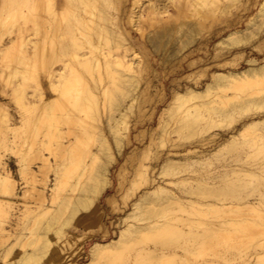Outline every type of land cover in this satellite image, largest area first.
Returning a JSON list of instances; mask_svg holds the SVG:
<instances>
[{
    "label": "bare ground",
    "instance_id": "1",
    "mask_svg": "<svg viewBox=\"0 0 264 264\" xmlns=\"http://www.w3.org/2000/svg\"><path fill=\"white\" fill-rule=\"evenodd\" d=\"M175 1L179 3L177 7L181 4L179 8L175 6L178 23L170 20L167 4L159 8L156 0H132L130 8L128 0H63L61 8L58 0H23V6L20 0H0V82L10 88L7 98L20 117L14 121L6 104L0 101V140L3 145L14 144L20 149L16 161L23 180L21 187L0 157V239L14 236V244H18L24 234L13 235L11 221L19 226L30 215L24 229L36 246L32 252L22 251L18 264H43L64 237L65 228L81 212L97 206L113 186L112 167L131 142V117L146 118L147 103L161 94L158 90L155 97L151 95L150 80L145 78L150 65L133 46L125 23L144 36L143 22L148 21L150 31L145 38L154 51H163V60L169 63L185 59V53L204 40L202 32L208 21L231 16V7L245 4L244 0H167L168 4ZM17 2L21 4L18 9ZM255 19L245 29L232 30L216 41L214 57L231 52L232 58L225 60L231 63L243 56V48H260L264 8ZM13 32L10 44L4 45V36ZM247 62L250 67L245 70L213 73L212 81L202 90H175L158 125L150 132L142 130L135 135L147 133L149 143L139 150L135 148L121 165L117 192L125 201L141 187L146 190L121 218L117 235L95 242L84 264H123L141 242L167 245L195 241L187 254L198 258L215 254L221 245L231 249L236 241L248 248L262 242L253 236L255 230L264 236V192L254 199L245 192L249 187L257 191L264 187V163L248 165L247 161L254 157L249 152L251 147L257 146V153L264 152V113L260 112L264 108V64L254 59ZM206 68H198V75H205ZM142 82H146L144 89ZM254 91L262 94L252 97ZM194 99L203 101L192 103ZM249 111L255 112L228 131L227 137L220 139V132L213 130ZM173 123L177 126L171 131ZM172 132L190 145L179 142L184 148L168 151L164 160L152 150L150 158H161V164H146L144 157L151 155V146L165 145ZM213 142V148H204ZM131 159L140 160L128 181L124 167ZM218 162L221 176L215 179L208 171ZM80 167L83 170L77 175ZM191 168L199 175H180ZM50 172L54 175L51 180ZM166 175L175 178L164 180ZM173 185L180 188V193L174 191ZM26 195L34 196L40 204L20 208L18 202ZM106 202L120 209L115 194L106 196ZM173 208L201 212L242 208L254 211L257 218L226 225L191 223L189 230L171 221L157 224L156 218ZM260 245L264 253V243ZM261 260L264 262V256Z\"/></svg>",
    "mask_w": 264,
    "mask_h": 264
},
{
    "label": "rangeland",
    "instance_id": "2",
    "mask_svg": "<svg viewBox=\"0 0 264 264\" xmlns=\"http://www.w3.org/2000/svg\"><path fill=\"white\" fill-rule=\"evenodd\" d=\"M20 1L22 4L23 0ZM58 2H59V7L61 8L63 6L62 3L63 0H58ZM144 2H146V0H144ZM156 2L158 3L156 4L159 8L167 4L166 6L168 8L170 20L172 19L171 21H173L174 23L176 22L178 23L180 21L177 15L178 14L177 8L181 7V4L179 5V7H177L179 4L178 1H175L174 3L171 4L170 3L168 4L167 0H156ZM226 2L227 1H225V3ZM244 2H245L244 6H240L237 3L238 6L234 5L233 7L230 8V12L233 13V15L229 16L227 14V16L223 15V17H221L219 20L208 21L205 24L204 27L205 30L204 29H203L204 31L202 30L203 31L202 35H204V40H201V43H198L194 47H192L190 52L188 53L186 52L185 59L181 60V58H178L173 62H169V63H166L163 60V54H164L163 51L162 50L158 52L154 51L151 44L145 38V35H147L148 32L150 31V27H149L150 24L148 23V21H144L145 23L143 22V28L145 29L144 36H141L133 28H129L127 26L129 24L126 25L125 23L127 29L131 31L130 39L132 41L133 46L138 52H140L144 56L145 60L150 65L151 71L149 72V74L145 75V78L146 81L150 80L149 91L151 95L155 97V93L158 90L160 91L161 94L159 96H156L154 100H151L149 103H147L148 113L146 118L145 117L140 118L137 115L135 116L133 115L132 117L134 118L131 117V125H132L131 142L125 147L123 154L120 156L115 166L112 167L111 178L113 179V186L108 189V191L100 199L96 207H93L87 213L81 212V214L78 215L77 220L74 221L72 225L67 226L65 228L64 237H62V239L58 242L54 251H52L50 258L45 259L43 264H84L85 262L88 261L89 249L95 242H105L117 235V232L121 227V223H120L121 218L131 211L132 204L136 200L135 198L139 197V195L143 193L144 190H146L145 186H143L139 190H137L136 194L133 197L127 198L125 201L122 200V195L119 192H117V187H118L117 173L121 165L126 160L127 156L131 154L135 148H138L139 150L149 143V136L147 135V133L143 136L140 135L139 137H135V135L136 134L138 135L142 130L150 132L152 128H155L158 125L160 114L166 108L169 101L172 99V95L175 90L184 91L187 87H192L195 90H202L206 88L207 84L212 81L213 73L215 72L226 73L229 70L238 71V70L248 69L250 67V64L247 61L250 59L256 60L257 64L260 65L264 64V38H263L264 25H263V29H261L263 31H261L260 34V37L262 38L261 42L263 43L262 44L260 42L261 43L260 48L259 47L254 48V46L252 45L243 48L241 50L243 51V56H240L231 63H225V60L232 58L231 52H224L222 56L214 57L215 55L213 51V45L215 44L216 41H218L223 36L224 37L227 36L232 30L245 29L248 22L250 24L255 22L256 20L255 18L257 14H259V11L264 8V0H244ZM17 4L18 5L15 4L17 8L14 6L13 8L18 9L19 7H21L20 2H17ZM145 5L146 4H144V6ZM131 6H132V0H128L127 7L130 8ZM175 6L177 8H175ZM25 8L27 9V7L26 6L24 7V11ZM71 19H73V17H71ZM174 19L176 22L174 21ZM14 36H15L14 32L5 35L3 39V44L4 45L10 44V39ZM165 38L164 41L166 42L167 37ZM195 60H198V63ZM193 61H195V63ZM202 67L204 68L207 67L204 73L205 75H198L197 73V71L199 70L198 68H202ZM194 76L197 78H195ZM198 77L200 79L196 81ZM145 86H146V82L145 83L142 82V89H144ZM9 93H11L10 88H6L0 82V101L6 104L7 108L10 110L9 112L13 116L12 118L14 119V121H18L20 118L19 113L15 109L14 105L9 101V98H7L8 97L7 94ZM46 93L49 94L48 92ZM228 93L231 94V91H229ZM251 94L250 95L252 97L259 96L262 94V92L257 93V91H254ZM246 98H248V96H246ZM202 101L203 100L201 99H194L191 102L199 103ZM152 110H155L153 111V114H149L150 112H152ZM254 112L255 111L243 112L242 118L238 116L235 119V121L233 119L232 123L223 122L222 124L224 127L214 128L213 130L216 132H220L221 135L220 139L225 138L227 137L228 131H230L232 128L239 127L241 120L247 116H250ZM260 112L264 113V108L260 109ZM162 117L163 118L166 117V114H164V116L162 115ZM178 119L180 118L178 117ZM201 123L203 124L204 121ZM173 124L169 126V129L171 131L177 126V123H173ZM1 132L2 129L0 128V135H1L0 138H2ZM12 135L9 134V136ZM177 135L178 134H176L175 132H172L170 133L171 139L167 140L168 142H166L165 145L156 143L153 146H151L150 149L151 155L149 153L150 156L148 155L147 159L144 157V162H146V164L153 162L152 164L155 165L161 162V158L159 160L154 159L156 161H152L151 158L154 155V153H152V150L155 153L158 151L157 153H159L162 157V160H164L166 157V153H168V151H176L183 149L184 146L181 147L179 146L180 144L185 143L184 145L186 144L187 146L190 145V142L188 140H184L183 138L182 139L184 140V142L179 141L181 138L178 137ZM214 144L215 142L208 143L205 145L204 148L211 149L214 147ZM259 145L261 146V144ZM257 149H258L257 146H253L249 149L250 153L252 154L254 153V157L250 160H247L248 165H256L259 163H264V152L257 153L256 152ZM18 150L20 149H18L16 145L14 144L3 145L1 144V140H0V157L3 160L2 162L6 163V167L11 172L13 178H15L17 180V183L20 184L21 186L23 180H21L19 177L18 174L19 164L16 161ZM137 159H134L133 161L131 159L126 161L125 163L124 172H126V178L128 179V181L132 175L133 169L135 168L134 166H137L138 161L140 160ZM145 159L146 160L150 159L151 161L149 160L150 161L149 162L146 161ZM241 160L245 161L246 159L241 158ZM87 162H88V158L86 159L85 163ZM234 164H240V162H235ZM220 166L221 164H219L218 162L214 165V168L212 167L211 170L208 171L210 177L218 179V177L221 176V174L218 173L219 170L221 169ZM82 170L83 167H80L77 175ZM180 175L196 176L199 174L195 173L194 169L191 168L181 173ZM49 177L50 180L54 178L52 172L49 173ZM169 178L172 179L175 178V176L173 177L172 175L169 176L166 175V177H164V180L166 179L169 180ZM125 184L128 186L127 181L125 182ZM252 186H255V183H253ZM172 187L177 194L180 193L179 187L174 185ZM257 190L258 189L256 188L249 187L247 189V192L245 193L247 194V196L254 199L255 196L261 193V191L264 192V187H261L259 191ZM110 194L116 195L117 207H120L119 210L117 208L113 209L110 205L107 204L106 196ZM32 203L40 204L38 203V201L35 200L34 196L26 195L24 198L20 199L18 205L20 208L24 209L26 204H32ZM29 217L30 215L25 217L24 220H21L19 226L16 225L15 223L16 221L13 220L11 221V224L14 227V229L12 227L13 231H11L13 235L18 233H23L24 235L22 236V239L19 241L18 244H14L16 242L14 241V236L10 240H7L6 238L0 239V264L1 263L18 264L19 262L17 258L22 251L32 252V250L36 248L35 244H32L31 241L33 237H30L28 235V231L24 229L25 223L28 221ZM256 218H257V214L254 211L245 210L242 208L239 209L235 208L232 211L228 209L226 210L210 209L202 212L198 210H185V209L173 208L167 210L163 215L156 218V222L157 224H162L164 222L171 221L178 228L189 230V224L191 223L197 224L198 222H202L204 223L203 226H205L206 223L207 225H214L219 223L221 224L222 222H224L223 225H226L227 223L230 222H238L245 219L253 220ZM6 225L8 226L7 223ZM261 227L264 228V225H262ZM260 234L262 239H260ZM253 237L256 238L258 242L259 240L260 241L262 240V242H259V244H257L258 248H256L257 245H255V247L250 246L249 248L241 247L239 244H237L240 241H236L235 247L231 249H226L223 247V245H221L215 251V254L207 253L206 255H203L199 258L197 256L187 254V250L191 249L190 247H192L193 249V244L195 241L194 242L191 240L173 241L172 243L167 245H162L151 241L145 243L141 242V243H137L135 247L129 252V255H127L123 264H132L135 262H138L140 264H161V263L244 264V262L245 264H247V262L248 264H264V262H262L261 260V258L264 256V253L260 245L264 243L263 233H261L258 230H255ZM11 245L15 246V248H12L13 246ZM8 248H12V250L8 252L7 251ZM150 248L158 249V251L154 253H149L148 250ZM254 248L257 250L255 251Z\"/></svg>",
    "mask_w": 264,
    "mask_h": 264
}]
</instances>
